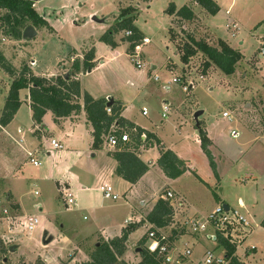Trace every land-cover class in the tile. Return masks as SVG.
I'll list each match as a JSON object with an SVG mask.
<instances>
[{"label": "rangeland", "instance_id": "obj_1", "mask_svg": "<svg viewBox=\"0 0 264 264\" xmlns=\"http://www.w3.org/2000/svg\"><path fill=\"white\" fill-rule=\"evenodd\" d=\"M74 1L77 2L79 10L70 18L69 7L74 5ZM184 1L69 0L66 3L68 5L63 8H59L58 5L54 4L57 10H51V15L48 14L50 23L54 28L53 31L38 24L35 26L37 28L36 36L34 35L32 38L21 37L19 40L13 38L6 31L7 25L1 19L5 10L0 9V49L17 69L23 63L31 67L34 60L36 63L35 72L33 73L35 74L45 70L48 72L55 71L58 68L60 59H64L65 64H67L68 60L70 61L68 56L70 49L73 47L71 49V55L73 56V54L80 52V46L84 42L90 43L93 51L98 50L104 44L110 46L114 54L122 52L109 66L96 72L93 78L105 79L114 93L119 94L126 100L125 102L128 105L127 116L140 118L144 125L157 131L166 147H176L185 156H188V161L192 163L195 171H186L175 182L167 180V183L179 189L185 203L183 209L187 210L189 215L194 212L203 215L217 204L213 191L217 193L224 198V203H227L228 206L244 213L249 218L253 228L247 239L238 248L236 256L245 264H264V226L260 224L261 218L264 217V170L253 171L255 177L245 179V172H248L250 167V154L249 152L245 153L244 148L241 149L239 145L242 140L241 136L239 138L230 136L229 130L231 127L222 118V111L229 108V104L233 100H240L251 92L263 95L264 90L257 91L258 86H260L258 82L260 76L256 75V71L261 66L264 67V57L257 56L258 47L261 45L259 43L264 41L261 37L264 35V12L262 14L256 13L254 18L259 19L262 16V19L257 20L255 23H252L254 20H249V24L242 22L238 17H233V15L232 18L227 17L221 9L208 17L207 27L203 22L204 20H202L204 18L202 12L199 13L198 17L195 15L196 18L183 19L176 17L169 23V16L166 12L168 4L173 2L180 5ZM241 1L244 3V0ZM256 5L255 3L253 7L258 12ZM126 7L135 8L136 11L132 13L135 14L133 23L138 27L141 34L143 33L144 36L151 38V42L142 48L141 58L145 63V67L142 69L144 77L141 84L144 88L141 89L139 94H136V88L133 85L125 83L128 79L136 85L137 78L134 71H140L141 69H137L127 55V52L128 54L130 52L128 48L130 41L125 36L124 29L111 33L110 39L114 44L101 39L108 28L116 25V19L120 11ZM55 11H57V14H54ZM90 13L95 14L100 19L104 18L105 23L98 24L92 22V20L89 21ZM73 17L77 20L76 23L73 22ZM232 19L237 21L239 26L235 37H230L229 31L225 28V23ZM101 25L104 27L103 30H99ZM188 34L193 35L196 39H203L210 45H217L220 39L227 40L235 49L240 51L244 59L241 58L237 62L235 71L229 76L220 71L214 64L205 67V56L201 52H197L190 58L188 64L183 65L180 54ZM152 65L156 66L155 69H152ZM70 67L68 66V69ZM70 71L68 70L66 73ZM149 71H151L150 77ZM154 73H157L159 80L152 79ZM175 75L180 76L182 81L172 82L171 78ZM189 82H193V87L189 88L187 86V89L184 90L183 86L185 84L189 85ZM9 83L7 73L0 69V108ZM163 84H168L169 89L163 88ZM24 89H19V92L22 93ZM250 95L243 98L242 101H254L255 96H252V93ZM164 99L170 102L171 108L167 116L161 117V100ZM24 104L20 98L17 121L22 123L23 127H27L28 125L24 122L28 121V113ZM142 105L148 108L149 114L147 116L141 115ZM199 110L202 111L198 116L201 125L204 126L203 122L208 124L217 121V130L220 137L215 146L209 148L219 174V181L215 177L201 144L199 149L193 140L196 131L194 114ZM31 131L28 129L24 132V135L27 133L30 135ZM106 134L103 136L104 141ZM50 138L45 135L40 137L39 142L43 144V149L40 147L34 148L35 150L30 149L31 151L34 150V158L42 162L39 167L31 164L25 152V156L21 154L19 157L24 156L27 160L20 167L11 168L13 159L4 155L3 150L5 147L17 153L19 151L18 144L9 142V140H5L3 143L0 148V175L2 176V178L0 177L2 179L0 182V216L3 208H7L8 211L12 210L11 207L13 208L14 202L11 200L6 203L4 199L5 191H9L8 189H12L13 186V190H19L23 193L24 199L28 201L27 207H29V203L32 204V201L42 200L45 195L43 182L32 179L31 181L27 180L24 184L23 181L18 180V177L22 173H26L35 178L37 169L41 170L46 167V153L49 151L46 142L49 143ZM152 151V155H155L158 149ZM241 154L243 157L240 159ZM14 177L17 178L15 183L13 182L15 181L13 180ZM116 178L117 176L113 177L114 180ZM112 185L115 191L122 188L115 181L112 182ZM67 188L76 197L74 188L70 186ZM99 192L97 185L93 188V193L97 195ZM123 192L119 193L117 191L122 197L117 201L103 200L101 209L88 207L82 211L78 207H68L63 197L62 199L57 195L50 197L49 205L53 204L56 213L52 215L53 217H49L45 214V211L39 212L41 224L48 223L47 221L51 220V224L55 225V230L58 229L60 234H67L69 239L65 242H61L62 240L59 243L54 242L50 246L45 245L43 247L47 248L44 249L39 247L38 242L42 237H40L38 231H34L30 238V235L23 231L18 232L15 230L11 232L6 219L0 217V264L82 263V260L89 257V253L94 248L98 237L80 238V234H75V230L80 231L82 229V231L88 233L93 225L95 227L92 228L100 231L107 225L122 224L124 216L132 215L130 205L125 204L126 199H124ZM92 197L96 198V196ZM88 204L85 206H90ZM58 231L51 232L50 237L58 238ZM146 232L147 230L145 234ZM1 235L5 236L2 237ZM200 239L204 242V247H198L195 251L196 259H199L205 248H214L216 245L203 235L200 236ZM15 241L19 247L16 251H10L9 245L15 243ZM250 245L255 246V248L250 249ZM219 253L216 249L215 254L218 255Z\"/></svg>", "mask_w": 264, "mask_h": 264}, {"label": "crops", "instance_id": "obj_2", "mask_svg": "<svg viewBox=\"0 0 264 264\" xmlns=\"http://www.w3.org/2000/svg\"><path fill=\"white\" fill-rule=\"evenodd\" d=\"M68 1L69 0H36L33 5L34 8L39 12V14L42 15V17L48 22L49 25L48 29L50 31H53L54 28L50 23L49 20L50 17L48 16V14L50 13L49 15H51L52 11L57 8L54 7L55 6L54 4L58 5L59 8H63L64 6L68 5L66 4ZM214 1L217 3L218 9H221L227 17L232 18L233 15V17H238L242 22L246 24L250 23L249 20H254L252 23H255L257 20L262 19V16L259 19H257V17L254 18V15L256 13L262 14L264 12V0H244V3H242L241 0H214ZM255 3L257 4L256 10H258V12H256L253 7ZM184 4L188 5L192 9L194 13L193 18H196L195 15L198 17V15H200L199 13L201 12L204 13L202 16L204 18L202 20H204L203 22H205L204 24L206 26V21L212 13H209L194 0H185L183 4L180 5L175 4V7L176 9H178ZM226 9L229 10V14L226 13ZM69 10H70L69 17L71 18L73 15H75L76 11L79 10L76 1H74L73 6L69 7ZM56 12L57 11H55L54 14H57ZM93 13H90L91 16L89 21L92 20V22H96L98 24L105 23L104 18H102L103 21L94 20L93 17L96 15ZM168 16H169L168 17L169 23H171V21L174 18L178 17L175 14H168ZM73 22L76 23L77 20H75L74 18ZM103 29L104 27L103 25H101L99 27V30H103ZM35 30H36V34H35L36 36L37 28H35ZM141 36H144L143 33L141 34ZM229 36L235 37L236 35L231 36L229 33ZM261 37L264 40V35H262ZM260 44L261 45L264 44V41H261L259 45ZM91 47L92 46L90 45V43L84 42L80 46V52L73 54V56L71 55L72 53L71 49L73 48L72 47L68 54L70 61L67 59L68 60L67 64H65L66 61L64 59L63 60L60 59V61L58 62V68L55 69V71L48 72L45 70V71H41L39 74L37 73L34 74L46 76V77H55L59 74L66 73L68 70H71L72 62L75 59H79L80 71L75 73V75H73V78L77 79L80 82L81 92L86 91L93 98H105L107 100L110 97L113 99L112 105L114 104L116 107H120L119 115L123 117L126 121L124 124H120L118 122H113L112 124L118 125L119 127L122 128V130H126L128 132L131 139L129 146L132 148V151H134L136 155L145 164H147L148 166L147 170L134 183L129 182L124 178H122L121 176H119L118 174H116L115 169L117 166V161L112 156V152L115 151L116 149L115 150L109 149L105 144L104 138H102V142L99 143L97 147H94L92 145L93 128L89 120L87 119L86 112L83 109L82 97L77 98L78 102L81 105V109L79 111L72 112L68 116L55 117L53 112L50 109H47L42 116V122L36 123L32 118L29 88H25L22 91V93L19 92V98H21L22 103L24 102L25 103L24 105L26 106V110L28 113V121L26 120V122L24 123H26L28 126L23 127L22 123L17 121L19 114L18 113L19 110H17L13 118L10 120V122L5 126L0 127V148L3 146L5 140H9V142H13L16 145L18 144L17 146L19 148V151L17 153L8 150L5 147L3 150L4 155L13 159L12 161L10 159L12 163L11 168L12 167L14 168L15 166L20 167V165H22V163L25 160H27L26 158H24L26 151L41 146L43 147V144H40L39 142L40 137L43 135L56 139L57 141L60 142L61 147L58 149H53L50 147V143L46 142V145L48 146V150H49L46 153V167L41 170L37 169L35 178L30 177L26 173H22L20 177H18L19 178L18 180H20V182L23 181L24 184H26L27 180L31 181L32 179L43 182L45 187V191H44L45 195L43 196L42 200L32 201V204L29 203V207H27L26 204L28 203V201L24 199L23 193L19 192V190L16 191L13 190L14 188L13 186L12 189H8L9 191H5V196H6L5 201L6 203L7 202L9 203L11 200L14 202L13 208L11 207L12 209L11 212L13 214H35L38 216L39 224L34 231L35 232L38 231L40 237H42L40 238L38 244L41 249H44L47 248V247H43L45 245L50 246L54 242L59 243L61 240H62L61 242H65L66 240L69 239L67 234L65 233L60 234V231H58V229L55 230L54 228L55 225L51 224L50 222L51 220L47 221L48 223L41 224L39 212L45 211V214L48 215L49 217H53L52 215L56 213L53 208V204H50L51 206L49 205V198L53 197L54 195H57L59 198L62 199V194L60 192L61 191L60 189L62 187L70 186L74 188L73 190L76 193V203H77L76 207H78L80 211L85 210V208L88 207L92 209L94 208L101 209L102 206L101 202L108 198L103 197L102 193L100 194L101 191L97 193V195H95V193H93V188H95L97 185L99 187L103 183H108L111 186V190L114 193H117V191H119V193L124 191L123 196L124 199H126L125 204L130 205V208L132 210L131 211L132 215L124 216L122 219V224L117 223V224L107 225L106 227L102 228V230L100 231L99 229L92 228L95 227L93 225L92 227H90L89 230L90 232L88 231L87 233L85 231H82L81 229L80 231L75 230V234H80V238L97 236L98 238L101 237L105 240H108L114 236L120 235L122 229L128 223H137L138 224L137 227L128 234V238L125 242V250L121 255V258L124 259L128 264H136L141 260V255L140 252L137 251V247L139 246L141 241L146 238L145 231L152 226H156L155 224H153L148 220L147 214L153 209L155 203L160 198V194L165 189L171 188L174 191H176L179 195H181L179 189H176L173 185L167 183V180H171L175 182V180L179 176L176 178L167 177L157 163V159L160 156L159 145H162L164 149L172 150L180 159H182L185 162L186 170L183 173H186V171L194 172L195 170L193 169L192 163L188 161V156H185L183 152L177 149L176 147L175 148L166 147L165 143L162 140V137L158 135L156 130H153L151 127L144 125L141 122L140 118H130L129 116L126 115L128 108V105L125 102L126 100L123 99L119 94L116 95L113 89L111 88V86L109 85V83L106 82L105 79L102 80V79L93 78L96 72H98L100 69H104L107 66H109V64H111L112 61L116 60V57L122 52L118 54H114L112 51L113 49H111L110 46H106L103 44L101 47H99L98 50L93 51V59L91 61L93 63L92 68L88 70H83L84 55L87 51L92 49ZM242 59H244L243 55H242ZM35 63L36 62L34 61V64L30 67L32 69V72H35ZM12 65L14 66V64ZM68 66H71L70 69H68ZM155 67H156L155 65H152V69H155ZM148 74L150 77L151 71H149ZM134 75H136L137 78L136 85L133 82L129 81L128 79L126 80L125 83L126 84L128 83L129 85H133L136 88L135 89L136 94H139L141 89L144 88L141 84V81L144 77V73L142 69L140 71L135 70ZM153 75H152V79H153ZM256 75L260 76L258 81L260 86H258L257 91L264 90V67L261 66V68L256 71ZM8 78L10 81L11 77L9 75ZM8 88L3 96V104L5 102ZM163 88L168 90L169 85L163 84ZM251 93L252 96H255L254 101H242L243 98L251 96L250 95ZM251 93H248V95L243 96L240 100L237 99L233 100L229 104V108L224 109L230 112L231 119L222 117L223 121H225L229 125V127H231L230 129H236L239 132L237 137H232L231 135L230 136L232 138H239L241 136L242 140L239 142V145L241 149L244 148L243 150H245V153L249 152L250 154L251 157V161L249 163L250 167L248 172H245L246 173L244 176L245 179L254 178L255 176L253 174V171L257 172L264 170V92L263 95L254 94L253 92ZM161 102L162 104L163 102H168L170 106V102L166 99L161 100ZM2 107L0 108V111ZM106 107L108 106L106 105ZM142 107H145V105H142ZM148 114H149L148 111L147 114L141 113L142 116H147ZM161 117H162V110H161ZM199 122L201 123V121ZM129 123H131V125ZM203 123L204 126L203 125L201 126L205 130L206 134L208 135V139L210 140V145L208 146V148L210 146H215V144L218 142V138L220 137L217 130V121L210 122L208 124L205 122ZM138 126L143 128L144 131H141L139 133V138L137 140L135 136L137 133L136 129ZM28 129L32 130L30 132V135L28 133L24 135V132L27 131ZM147 131L155 134L157 139L159 140L161 139L160 143L157 144L155 140L156 138H149L151 144L146 145V141L148 140ZM142 133L145 134V137L141 135ZM229 134H230V130H229ZM193 140L194 143L197 145V147L200 149V140L197 130L195 131V136L193 137ZM154 149H158V152L155 155H152L153 152L152 150ZM21 154L24 156H21L20 158L19 156ZM241 157H243L242 154L241 156H239V158L241 159ZM38 162L39 163L37 165H34L32 163L31 164L34 165L35 167H39L42 165V162L40 160H38ZM114 176H117L115 180L113 179ZM0 177L2 178L1 175ZM1 178H0V182L2 180ZM217 179H218L217 181H219V177ZM13 180H15L13 181L15 183L17 181V178L14 177ZM114 181L120 184L122 188H118L115 191L114 186L112 185V182ZM214 193L215 192L213 191V195ZM215 194L217 196L214 195V198L217 200V203L225 202V200H223L224 198L219 196L217 193ZM92 196H96V198H93ZM121 198L122 197L119 195V197L116 199H108V200L117 201ZM77 199L79 200L77 201ZM87 204L90 206H85ZM183 208L181 213L172 217L169 215L168 223L162 227L163 229L165 228L166 230L165 229L164 230L168 232L169 231L172 232L173 230L176 231L174 239L178 247L181 248L186 245H190L192 247L190 264H198V263L206 264L203 261V251L206 248L202 251L199 259L198 258L196 259L195 257V251H197L198 247H202V246L204 247L203 245L204 242L201 241L200 236L194 237L192 234L185 231L179 225L180 221L186 216L199 215V214L194 212L189 215L187 213V210H184ZM24 210H26V212H24ZM84 217L85 215L83 216V218ZM263 218L264 217H262L261 220ZM14 231L15 230L11 232ZM34 231L31 234H33ZM53 231L56 232L58 231L59 233L58 238L57 237L53 238V236L52 238L50 237V235L52 234L51 232ZM1 236L3 237L5 235H1ZM30 237L31 235L29 236V238ZM98 238L95 244L98 243ZM9 246L15 247L13 251H16L19 247L16 244V241L15 243H11V245ZM213 249L214 252L217 249V251L220 252L219 254H222L221 248L215 246ZM236 254H238V250L236 251ZM88 258L89 257H87V259L82 261H86L88 260ZM223 264H228V261H225Z\"/></svg>", "mask_w": 264, "mask_h": 264}, {"label": "trees", "instance_id": "obj_3", "mask_svg": "<svg viewBox=\"0 0 264 264\" xmlns=\"http://www.w3.org/2000/svg\"><path fill=\"white\" fill-rule=\"evenodd\" d=\"M36 0H0V9L5 10L1 19L7 25V32L15 39L22 37L23 29L27 25L35 26L40 24L49 28L48 22L36 11L34 2ZM200 4L209 13H215L218 10V5L214 0H194ZM136 11L133 7L123 8L117 19L116 25H112L101 36V39L112 44L114 42L110 39L111 33L124 29L131 30L132 34L127 36L130 41L129 50L132 49L134 41L141 37V32L133 23V18ZM168 14H175L183 19H192V9L184 4L176 9L175 4L170 2L166 7ZM180 60L183 65L189 63L190 58L197 52H201L205 56V67L214 64L220 71L226 75L233 74L237 62L242 58L239 50L232 47L228 42L220 39L217 45H210L203 39H196L193 35L188 34L187 40L183 43L181 48ZM93 50L90 49L84 55L83 70L92 68ZM0 69L5 71L10 77L8 92L5 102L0 111V127L5 126L13 118L16 110L20 104L19 89L29 88L30 107L32 109V118L34 122L41 123L42 116L47 109H50L55 117L68 116L72 112L79 111L81 105L78 102L79 97L83 99V109L86 112L87 119L92 125L93 131V146L97 147L102 142L103 136L109 132L110 125L113 122L120 124L125 123V119L119 115L120 107L114 104L110 106L111 113L106 111L105 98H93L88 92H81L80 84L77 79L73 78L75 73L80 71L79 59L72 62V69L68 73L60 74L55 77H46L35 75L30 67L23 63L19 69L14 67L11 62L5 57L3 51L0 49ZM76 98V99H75ZM131 125V123H129ZM200 144L206 153L209 164L218 178L215 161L213 155L208 148L209 139L205 130L201 126L195 124ZM135 138L138 140L139 133L144 131L143 128L137 127ZM146 145L151 144L149 138H156L155 134L147 131ZM157 144L159 139H155ZM131 141V139H130ZM130 141L120 143L117 149L112 152L113 157L117 161L115 169L116 174L129 182H136L142 174L147 170L148 166L145 164L129 146ZM160 156L157 159L159 167L164 174L169 178H176L180 176L185 170V162L180 159L172 150L164 149L159 145ZM215 196H217L214 193ZM171 214V208L166 200L159 198L155 203L153 209L147 214L150 222L158 227H162L168 223V216ZM264 226V218L260 223ZM137 223H128L121 231L120 235L114 236L111 239L105 240L100 238L98 243L89 253V259L80 264H128L121 258L125 250V242L128 234L137 227ZM176 234V231H172ZM145 239L141 241L139 246L141 260L136 264H160L156 257L149 253L144 246ZM219 243L224 246L228 264H245L234 253L235 247L220 238Z\"/></svg>", "mask_w": 264, "mask_h": 264}, {"label": "built area", "instance_id": "obj_4", "mask_svg": "<svg viewBox=\"0 0 264 264\" xmlns=\"http://www.w3.org/2000/svg\"><path fill=\"white\" fill-rule=\"evenodd\" d=\"M226 13L229 14V10L226 9ZM225 28L229 31L231 36H235L238 32L239 26L237 21L232 19L231 21L225 23ZM131 34V30L125 31V36H130ZM150 42V37L142 36L138 40L134 41V45L128 54L130 60L138 69H143L145 67V63L141 58V53L143 46ZM257 55L260 58L264 57L263 44L258 47ZM32 63L34 64V60ZM153 79L158 80L159 76L154 74ZM171 81L179 82L182 80L180 76L175 75L171 78ZM189 83V85L185 84L183 86L184 90L187 89V86L192 87L193 82ZM161 110L162 117L167 116L170 110L169 103L163 102ZM106 111L110 113V107H106ZM147 111V107H142V114H147ZM222 117L231 119V114L229 111L224 110L222 111ZM238 134L239 132L236 129H230V135L232 137H237ZM141 135L145 137V134L142 133ZM127 141H130L128 132L126 130H122V128L118 125L112 124L106 135V146L109 149L115 150L120 143ZM49 143L53 149L61 147L60 142L54 138H50ZM43 147L41 146L40 148L43 149ZM34 150L26 151V155L32 164L37 165L39 162L33 156ZM99 189L105 198L116 199L119 197L117 193H114L111 190V186L108 183L101 184ZM61 194L68 207H76V197L68 190L67 187H62ZM160 198L168 202V205L171 208V217L182 212V208L185 204L184 200L182 196L173 189L168 188L162 191ZM0 217L6 219L11 231H23L28 235H31L39 224V218L37 215L13 214L11 211H8L7 208L2 209V215ZM180 227L192 234L194 237L203 235L206 239L214 242L216 247L221 248L222 254L218 255L215 254L213 248H206L203 251V261L206 264H223L225 261H228L225 254V248L219 243L220 238L225 239L235 247L234 254L236 255V251L244 243L253 229L251 227L250 220L244 213L230 206L225 208L222 202L217 203L213 209L205 215L186 216L180 221ZM174 238L175 234L171 231L166 232L163 227L152 226L147 229L143 246L149 253L153 254L156 259H158L160 264H190L192 247L190 245H186L180 248L176 245ZM249 248L252 249L255 248V246L250 245Z\"/></svg>", "mask_w": 264, "mask_h": 264}, {"label": "water", "instance_id": "obj_5", "mask_svg": "<svg viewBox=\"0 0 264 264\" xmlns=\"http://www.w3.org/2000/svg\"><path fill=\"white\" fill-rule=\"evenodd\" d=\"M93 19H94V20H97V21H103V19H100V18H98L97 16H94ZM35 34H36V30H35V28H34L32 25H27V26L23 29L22 37H23V38H32ZM112 102H113V99L109 97V98L107 99L106 105L109 107V106L112 105ZM201 112H202V111L199 110V111H196L195 114H194V117H195V119H196V125L199 124L198 116H199V114H200ZM5 197H6V196H5ZM223 206H224L225 208H228V205H227L226 203H223ZM14 248H15L14 246H10V247H9V250H10V251H13ZM141 249H142V248H141L140 246L137 247V251H138V252H140Z\"/></svg>", "mask_w": 264, "mask_h": 264}]
</instances>
